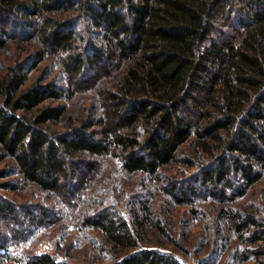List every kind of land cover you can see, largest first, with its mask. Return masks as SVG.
<instances>
[{
  "label": "trees",
  "instance_id": "trees-1",
  "mask_svg": "<svg viewBox=\"0 0 264 264\" xmlns=\"http://www.w3.org/2000/svg\"><path fill=\"white\" fill-rule=\"evenodd\" d=\"M92 85L94 105L76 113L68 101ZM112 153L123 177H141L128 218L92 185ZM263 179L264 0H0V222L17 227L0 229V260L22 222L58 218L33 202L50 193L83 204L77 225L102 235L107 264H180L139 247L144 181L178 204L231 205ZM18 182L32 199L18 200ZM221 214L246 254L264 256V218L232 206ZM21 257L14 264H70Z\"/></svg>",
  "mask_w": 264,
  "mask_h": 264
},
{
  "label": "rangeland",
  "instance_id": "rangeland-1",
  "mask_svg": "<svg viewBox=\"0 0 264 264\" xmlns=\"http://www.w3.org/2000/svg\"><path fill=\"white\" fill-rule=\"evenodd\" d=\"M46 63L40 66V71L42 72L46 65H50L52 75H57L60 85L64 86V77L57 73L58 69ZM40 71L31 75L30 80L41 74ZM96 89L97 85L76 89L71 101H68L70 107H73L72 110L81 113L83 109L92 107L95 103ZM93 109L95 113L98 112L97 107ZM100 159L106 168L92 184L98 189L96 195L99 201L110 202L119 215L128 218L134 209V204L130 203L131 196L141 177L138 175L123 177L119 173L118 160L113 153L110 157ZM113 171L116 172L114 191L109 184L114 178ZM17 185L19 191L16 195L21 197L18 199L20 202L32 199L30 197L35 194L32 186L20 182ZM143 185V192L149 189L150 194L149 196L141 194L149 218L144 224L143 238L138 241L140 248L172 254L180 264H260L259 260H264V256L257 258L255 255L246 254L247 244L235 232L230 217L221 214L222 208L232 206L254 212L257 214L256 217L263 219L264 179L249 191L244 199H238L231 205L217 203L212 199H196L190 200L189 204H178L161 192L159 182L144 181ZM138 200L140 201V197ZM34 201L60 209L58 218L33 228H27L22 222L24 233L18 241L8 245L10 251L3 254L0 264H14L15 259L22 255L36 254H49L70 264H107L114 257L106 251L100 233L88 228L81 229L77 225L78 216L85 209L82 203L74 208L64 206V203H59L55 195L50 193H42L36 196ZM138 203L140 202L136 205ZM19 216L21 220L24 218L23 215ZM15 227L16 225L9 220L0 222V229L6 232Z\"/></svg>",
  "mask_w": 264,
  "mask_h": 264
}]
</instances>
